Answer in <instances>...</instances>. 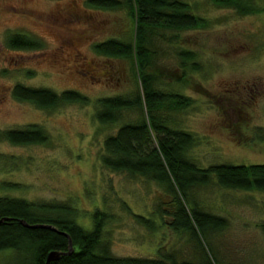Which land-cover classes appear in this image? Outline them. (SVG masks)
Listing matches in <instances>:
<instances>
[{
	"label": "rangeland",
	"instance_id": "1",
	"mask_svg": "<svg viewBox=\"0 0 264 264\" xmlns=\"http://www.w3.org/2000/svg\"><path fill=\"white\" fill-rule=\"evenodd\" d=\"M88 1L0 0V130L37 125L50 137L47 145L0 141V155L11 158L0 164V182L22 186L7 193L14 197L70 204L76 222L87 230L96 211L107 213L104 236L115 256L156 259L163 250L194 259L188 236L171 227V213L160 214V202L168 200L163 188L103 165L104 142L123 122L99 123L97 102L131 95L137 82L128 62L99 55L94 45L130 34L133 24L124 12L99 11ZM186 1L208 28L166 32L153 40L165 72L181 65L183 50L197 56V71L189 69L183 82L165 78L160 83L192 100L190 108L168 114L170 125L194 136L188 155L200 168L264 164V12L240 16L210 0ZM254 2L264 8V0ZM14 35L32 37L40 47L11 49L8 40ZM18 84L59 94L77 91L89 103L42 110L13 97ZM136 118V112H126L123 120ZM196 198L204 211L228 222V229L210 241L222 262L264 264V192L212 184ZM17 261L14 251L0 252V264Z\"/></svg>",
	"mask_w": 264,
	"mask_h": 264
},
{
	"label": "trees",
	"instance_id": "2",
	"mask_svg": "<svg viewBox=\"0 0 264 264\" xmlns=\"http://www.w3.org/2000/svg\"><path fill=\"white\" fill-rule=\"evenodd\" d=\"M210 1L218 7L234 9L240 16L264 12V8H256L254 0ZM88 5L104 12L122 11L133 24L130 34L124 32L94 45L99 55L128 62L137 82L131 95L105 97L97 102L99 123L123 122L117 133L104 142L103 165L110 171L142 177L160 185L168 199L160 202V214L171 213V227L176 233L188 236L189 246L197 256L186 259L176 251L163 250L156 259L115 256L104 236V227L110 218L107 213L96 211L93 228L87 230L76 222V212L70 204L29 201L7 194L22 189L20 184L11 181L0 182V220H4L0 224V252L14 251L18 259L14 264H46L50 253L69 252L71 239L73 252L52 264H227L219 259L210 241L228 229V222L204 211L197 193L212 184L229 190L264 192V164L200 168L189 158V152L196 145L195 138L188 132L173 129L168 114L190 108L192 100L167 92L160 83L165 78L183 82L189 69L197 71V56L183 50L179 54L181 65L167 68L165 72L153 41L160 40L166 32L206 30L208 23L195 14L186 0H89ZM32 39L14 35L9 37L8 46L14 50H36L40 45ZM12 95L42 110L89 103V99L77 91L59 94L51 89L21 84L14 87ZM126 112H136L137 118L123 120ZM49 139V134L37 125L0 130V141L13 146L47 145ZM6 159L11 160L0 155V164ZM138 219L150 224L144 217ZM26 224L50 225L57 231L31 229Z\"/></svg>",
	"mask_w": 264,
	"mask_h": 264
},
{
	"label": "water",
	"instance_id": "3",
	"mask_svg": "<svg viewBox=\"0 0 264 264\" xmlns=\"http://www.w3.org/2000/svg\"><path fill=\"white\" fill-rule=\"evenodd\" d=\"M2 222H4V220H0V224ZM26 226L28 228H31V229L44 228V229H50V230H53V231H57V229L54 226H50V225L49 226H45V225L30 226V225L26 224ZM72 252H73V245H72V241L70 239V251L69 252H63V253H61V252H52V253H50L46 264H52L53 262L58 261L62 256L69 255Z\"/></svg>",
	"mask_w": 264,
	"mask_h": 264
}]
</instances>
